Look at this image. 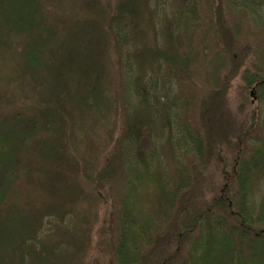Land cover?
Segmentation results:
<instances>
[{
  "label": "trees",
  "instance_id": "16d2710c",
  "mask_svg": "<svg viewBox=\"0 0 264 264\" xmlns=\"http://www.w3.org/2000/svg\"><path fill=\"white\" fill-rule=\"evenodd\" d=\"M54 1L0 0V256L13 244L12 232L6 229L27 228L16 251L25 260L26 255H34L28 243L42 242L36 228L44 220H63L78 209L83 197L91 204L90 211L106 198L107 180L128 168L137 186L128 182L117 218V241L110 246L106 263L264 264V203L258 209L250 203L253 183L264 175V142L249 160H243L242 136L224 131L218 118L219 96L205 101L202 124L193 115L194 96L166 100L161 93L159 108L152 105L150 92L160 81H145L150 69L162 74L164 82L192 75L186 70L189 50L173 54L156 42L141 53L130 52V26L134 33L145 17L142 9L148 0H122L115 14L102 10L80 27L75 23L58 46L54 23L48 24L43 14ZM263 6L264 0H185L182 14L191 29L197 26L192 20L201 18L202 7L205 11L226 8L255 21L257 8ZM142 32L145 36L146 29ZM130 58H135L137 72ZM260 64L241 75L245 90L252 89L250 95L260 90L264 96V61ZM75 101L82 114H92L93 122L106 124L84 154L76 132L84 133L85 128H76ZM122 115L125 121L119 123ZM165 129L168 150L161 151L158 142ZM32 167L37 173L30 171ZM34 175L43 182L39 181L43 191L37 199L41 207L35 215L24 217L21 204L28 201L35 207L36 203L21 200L18 195L23 194L17 192L26 186L24 182L34 183ZM211 178L221 182L218 188ZM209 183L216 186L215 195L203 199L199 207L196 194L201 196ZM138 186L153 188L149 196L159 202L158 218L145 212L147 217L138 219L132 202ZM31 189L34 195L36 188ZM31 189L24 191L31 194ZM216 212L219 215L213 217ZM156 225L164 229H155ZM60 230L65 234V229ZM63 242L54 245V260L87 263V258H76L82 247L65 256L60 251ZM97 247L101 248L100 238L90 253ZM107 249L102 247L101 254Z\"/></svg>",
  "mask_w": 264,
  "mask_h": 264
},
{
  "label": "rangeland",
  "instance_id": "374dc122",
  "mask_svg": "<svg viewBox=\"0 0 264 264\" xmlns=\"http://www.w3.org/2000/svg\"><path fill=\"white\" fill-rule=\"evenodd\" d=\"M121 1L57 0L56 3L55 1L49 2L50 6L44 7L43 14L46 17L45 20H48L47 23H54L58 32L55 37V46L64 43L65 36L68 31L76 26L75 23L78 25L76 27H80L84 21L91 20L102 10L115 14ZM184 3L185 0H148V4L142 9L145 17H143V20L140 19L139 27L136 28L134 33L131 31L134 29L132 25L130 30L128 29L131 33L130 52H133V54L136 52L141 53L146 46L153 47L156 42L159 43L163 50L169 53L179 54L186 50L190 51L188 59L190 68L186 70L191 73V79L187 76L183 78L179 76L177 82H174L171 78H167L164 82L162 74L157 73L156 75V71L153 69L148 71L145 81L154 82L156 79L160 81V85L152 88L150 92V102L155 108L156 106L159 108L156 102L158 95L161 93V96L166 95V100L171 98L181 99L185 94L194 96L196 110L193 111V115L200 119L205 101L210 102L207 100L208 98L219 96L220 99L217 98L220 100L217 112L219 116H217L225 128L224 131H229L234 136H242L244 141L243 160H249L254 154L256 147L264 142V96L260 90H255L250 95L252 89L245 90L241 75L246 68L252 69L254 64H260L264 61L262 60L264 58V6L257 8L259 12L255 15V21L248 18V16L245 17L246 15L241 12H229L226 8H224V11H218L216 8L214 11L213 9H206L205 11V8L202 7L201 18L192 20L193 24L197 26L188 29L185 25L187 24L186 16L184 17L182 14ZM58 16L61 17L57 18ZM144 29H146L145 36L142 32ZM83 39L88 38L84 37ZM57 48H55L56 51L58 50ZM129 61L136 69L135 72H137L138 68L135 58H130ZM158 68L159 65L156 66V69ZM161 68L166 72L165 69L167 70V68L164 63H162ZM174 77L177 78V76ZM217 91H220V95L217 94ZM75 96L76 93L74 98H76ZM74 107L75 123L78 124L76 128L81 126L85 128L84 133L76 132V136H79L82 142L81 153H83L84 151L87 152L86 145L90 141L98 139L96 136L101 134V130L105 131L106 124L99 120L93 122L92 120L96 117L92 114H82L77 109L76 101ZM123 118V115L120 116L119 123L122 122ZM72 120L74 121V119ZM123 120L125 121V118ZM200 121L202 124V118ZM159 125L161 126V122H159ZM118 130H115V136L119 133ZM202 131H204L203 127ZM162 135L163 128L162 130L160 129V138ZM168 136L169 134L165 129L164 137L158 142L161 151L164 149L168 150ZM146 138L147 132L143 134V139ZM164 146L166 148H162ZM164 164L167 167L166 160ZM34 166L36 167V164ZM155 166L153 165L152 168L153 174L156 172ZM135 167L137 168L138 165ZM30 171L32 173L36 171L37 173V170L33 167ZM127 172H129L128 168L126 170L122 169L120 172L113 174V176L115 175L114 178L112 176L107 180L106 198L100 201L98 206L91 208L90 211L91 204L83 197L78 201V209H73V212L64 217L63 220H60V218L44 220L43 224L36 228L40 229L38 234L42 242L39 244H34V241L28 243L34 255H26L24 257L25 260L21 259L22 256L19 258L16 251L21 245L20 234L22 230L27 231V228L6 229V233L12 232L10 238L13 240V244L9 245L12 246L9 248L11 250L7 251L2 257L0 256V264H54V262L61 264L60 261H56L52 257L54 245H57L60 240H64L62 247L60 246V251L65 253V256H68V251L74 252L76 248L81 249L82 247V251L78 249V254H81L76 258L79 256L84 257V259L87 258L86 264H110V260L107 263L106 261L111 255L110 246L112 247V244L115 245L117 241L119 229L117 218L122 208L123 195L130 180L133 181L134 186H137V181L134 178H130ZM211 179L216 182V185L221 183L215 178ZM33 180L34 183L24 182L26 186L17 192L23 194L18 195L21 200L26 201L29 198L30 201L36 203L35 207L29 205L28 201L25 204H21V213L24 217L28 216V213L30 216L35 215L38 213L39 207H41L37 199L41 196L40 192L42 193L43 191L41 184L43 182L40 181L38 175H34ZM32 187L36 188L34 195H32ZM215 187L212 188L209 183L208 187L203 188L201 196L196 194V205L201 207L200 202L203 199H210L214 196L215 194L213 193L219 185ZM27 188L31 189V194L28 193V190L24 191ZM135 191V197L133 195L132 202H136L135 212L138 219L141 220L147 217L146 213L158 218L159 216L158 214L156 215V212L159 202L149 196L151 192L153 194V188L146 190L144 186H138V194L137 188ZM203 194H206L205 198H203ZM250 203L257 209L264 203V175L253 183ZM178 204L181 206L180 202ZM138 212L141 213L138 214ZM90 213H97V217L94 218V215ZM218 213H213V217H217ZM81 216H83V219H81ZM32 222L31 219L28 222L30 227H32ZM59 229H65V234ZM155 229H164V227L163 225H156ZM99 238L100 247L106 249L108 247V252L102 250L105 253L101 254V248L97 247L90 253L89 248H95ZM83 242H86L85 246L84 244L78 246L77 243ZM23 247L24 250H29L28 245ZM47 251L49 252L47 253ZM60 251L58 252L59 254H61ZM37 254L42 256L37 257ZM48 254L51 255L48 257ZM47 258L50 259L47 260Z\"/></svg>",
  "mask_w": 264,
  "mask_h": 264
}]
</instances>
